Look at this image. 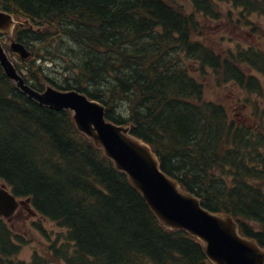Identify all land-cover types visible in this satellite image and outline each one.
I'll use <instances>...</instances> for the list:
<instances>
[{
    "label": "trees",
    "instance_id": "obj_1",
    "mask_svg": "<svg viewBox=\"0 0 264 264\" xmlns=\"http://www.w3.org/2000/svg\"><path fill=\"white\" fill-rule=\"evenodd\" d=\"M193 2L192 14L166 0H0V6L47 25L18 26L14 35L31 50L26 59L14 53L28 83L100 100L109 119L132 124L184 189L206 208L234 215L242 233L264 246V129L237 125L224 105L204 99V84L192 73L261 90L246 67L264 73V52L239 41L217 52L197 37V14L223 16L232 32L248 38L264 33L253 21L264 20V0ZM221 2L232 6L224 11ZM60 66V77H51L50 68ZM0 174L70 228L69 264H208L202 243L165 228L70 111L29 98L1 67Z\"/></svg>",
    "mask_w": 264,
    "mask_h": 264
},
{
    "label": "water",
    "instance_id": "obj_2",
    "mask_svg": "<svg viewBox=\"0 0 264 264\" xmlns=\"http://www.w3.org/2000/svg\"><path fill=\"white\" fill-rule=\"evenodd\" d=\"M16 23L12 14L0 10V31L11 34ZM12 48L23 57L30 54L20 42H13ZM0 63L6 75L29 97L53 109L71 110L78 129L128 175L160 222L198 237L213 264H264V248L254 238L240 234L232 215L210 211L199 197L181 188L161 169L150 145L130 133V126L107 119L102 103L78 90H59L51 85L44 92L35 90L18 72L1 41Z\"/></svg>",
    "mask_w": 264,
    "mask_h": 264
},
{
    "label": "rangeland",
    "instance_id": "obj_3",
    "mask_svg": "<svg viewBox=\"0 0 264 264\" xmlns=\"http://www.w3.org/2000/svg\"><path fill=\"white\" fill-rule=\"evenodd\" d=\"M174 7L182 10L187 14H192L195 12L193 7V0H166ZM223 9L226 8L223 4ZM200 22L202 24L201 35L199 34L197 37L205 40L207 43H211L212 47L218 52V49H222V52H226L229 48L236 49V42L239 41L244 43L246 46L253 45L257 46L258 49L264 50V33H257L256 35L245 37V34L240 32H232L225 21L220 20L216 23L207 20L201 17L200 14H197ZM258 25L263 27L264 29V21L259 19L258 17H253ZM249 28L242 27L243 31H247ZM234 35H233V34ZM15 59V57H14ZM49 64H46V66ZM62 70V67H59ZM58 68L51 69L50 68V76L54 78H59L60 75L56 71ZM253 73L258 75V79L261 83V90L256 92L253 89H247L239 86L234 81H228L225 83L217 82V78L213 75L203 76L200 70H193L192 73L196 76L203 84H204V99L208 101H216L224 105L230 115V119L234 120L238 125L243 123L250 128L259 127L264 129V75L260 72H255L251 70ZM256 108L257 111H256ZM264 138V132H263ZM264 188V184L262 185ZM26 216H14L9 223H7L13 229L14 238L20 237V240L25 242V250L23 255L27 258L30 257L31 253H36L35 249L40 248L38 250L41 254L44 252V248L42 247V243L46 244L47 247H51L48 244L46 239L38 236L33 231L29 230V223L32 221L28 219L26 221ZM44 227L51 232V225H54L52 221L45 220L43 223ZM44 228V229H45ZM54 228L56 226L54 225ZM59 244L58 245H66L64 243L67 234L66 230L59 229ZM54 241L57 239V236L54 235ZM15 241V239H14ZM57 246V245H56ZM69 246H71L69 244ZM45 259H48L50 264H59L58 258H56L52 253L48 255H44ZM63 259V258H62Z\"/></svg>",
    "mask_w": 264,
    "mask_h": 264
},
{
    "label": "flooded vegetation",
    "instance_id": "obj_4",
    "mask_svg": "<svg viewBox=\"0 0 264 264\" xmlns=\"http://www.w3.org/2000/svg\"><path fill=\"white\" fill-rule=\"evenodd\" d=\"M3 185L4 184L2 182H0V188H2ZM14 213H12L7 219L1 217V215H0V220L3 219L5 222L9 223L14 216H23L24 215L27 218L26 221H28V219L32 220V218L37 217L36 214H33V211L31 209V205L27 201H25L24 203H20L19 208ZM32 223L33 222L30 221V223H29L30 228L32 227ZM9 245L12 249H14L16 251H18V250L20 251L24 247V243L22 242V240H20V237H17L15 242H10ZM2 255H3V253L1 250V243H0V264H11V262H12L11 256L4 257Z\"/></svg>",
    "mask_w": 264,
    "mask_h": 264
}]
</instances>
